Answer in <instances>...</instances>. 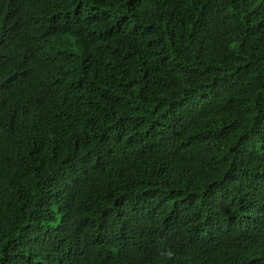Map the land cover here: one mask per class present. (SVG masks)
<instances>
[{
  "label": "trees",
  "instance_id": "1",
  "mask_svg": "<svg viewBox=\"0 0 264 264\" xmlns=\"http://www.w3.org/2000/svg\"><path fill=\"white\" fill-rule=\"evenodd\" d=\"M0 264H264V0H0Z\"/></svg>",
  "mask_w": 264,
  "mask_h": 264
}]
</instances>
